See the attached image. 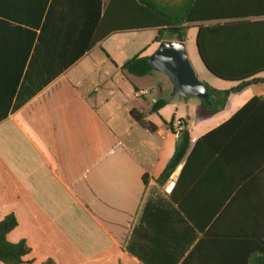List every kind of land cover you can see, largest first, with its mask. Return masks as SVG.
<instances>
[{
  "label": "crops",
  "instance_id": "obj_1",
  "mask_svg": "<svg viewBox=\"0 0 264 264\" xmlns=\"http://www.w3.org/2000/svg\"><path fill=\"white\" fill-rule=\"evenodd\" d=\"M107 2L0 0V221L10 214L17 218L8 240L27 241L32 251L24 264H143L127 249L141 206L148 196L168 198L185 164L159 193L156 180L177 141L172 121L189 124L192 168L210 156L198 179L206 190L216 184L225 193L230 178H247L264 166V82L231 94L216 115L196 97L158 98L134 83L143 105L129 103L119 73L127 77L126 61L156 50L157 30L100 34L86 8L100 6L101 18ZM252 27L237 34L243 38L239 49L245 59L264 65V23ZM190 30L197 35L196 27ZM146 33L150 39L138 42ZM257 78L264 79V71ZM222 83L207 85L230 90L238 84ZM158 86L168 88L167 82ZM142 90L148 94L137 96ZM158 99L170 101L151 113ZM254 99L260 100L250 105ZM132 110L145 113L156 133L140 127ZM231 119L220 134L201 140ZM197 242L179 264H215L211 244L193 250ZM230 261L225 257L221 264Z\"/></svg>",
  "mask_w": 264,
  "mask_h": 264
},
{
  "label": "trees",
  "instance_id": "obj_2",
  "mask_svg": "<svg viewBox=\"0 0 264 264\" xmlns=\"http://www.w3.org/2000/svg\"><path fill=\"white\" fill-rule=\"evenodd\" d=\"M172 1L108 0L101 18L100 6L87 7L86 15L94 21L97 32H102L104 36L130 29H156L154 43L157 44L165 40L185 43L187 31L190 27H196V46L206 69L222 81L238 83L230 90H216L203 83L208 88L210 102H201L214 115L224 109L231 94L264 82L263 78H257L264 71V65L249 56L245 59L239 49L243 38L237 35L240 30L249 31L254 28L252 26L264 23V20H249L264 18V0H183L179 5L172 4ZM177 7H181L180 10L174 9ZM228 32L235 33L228 36ZM80 55H73L72 62ZM148 57L135 55L126 61L123 70L134 77H146L154 71ZM259 100H252L250 105ZM169 101L156 100L150 112L158 113ZM131 116L140 127L151 134L156 133L157 127L146 120L145 113L132 110ZM182 121L184 124L176 141L175 152L156 180L159 189H162L185 162L177 189L168 198L160 195L145 198L127 246L128 251L143 264H179L197 241L193 250L208 241L215 264H221L225 257L231 259V264H264V166L247 178H230L225 193L218 190L221 188L216 184L211 190H206L198 179L210 156L205 155L199 167H191L189 124L186 120ZM233 122L235 119L201 140L220 134L225 126ZM173 123H170V128L174 133ZM222 138L216 140L217 148ZM257 141L252 143L260 146L262 142ZM204 163L205 166L199 169ZM148 178L146 174L144 182L147 183ZM17 226L18 220L14 214L0 221V262L3 264H24L32 251L24 239L16 243L8 240V235ZM43 264L55 263L47 260Z\"/></svg>",
  "mask_w": 264,
  "mask_h": 264
},
{
  "label": "water",
  "instance_id": "obj_3",
  "mask_svg": "<svg viewBox=\"0 0 264 264\" xmlns=\"http://www.w3.org/2000/svg\"><path fill=\"white\" fill-rule=\"evenodd\" d=\"M198 56L203 64L199 53ZM148 62L154 71L169 79L172 85L170 95L172 99L196 97L206 103L210 102L208 88L198 79L190 63L184 42L173 40L160 42L156 50L148 57ZM203 66L206 69L204 64Z\"/></svg>",
  "mask_w": 264,
  "mask_h": 264
},
{
  "label": "rangeland",
  "instance_id": "obj_4",
  "mask_svg": "<svg viewBox=\"0 0 264 264\" xmlns=\"http://www.w3.org/2000/svg\"><path fill=\"white\" fill-rule=\"evenodd\" d=\"M182 1L183 0H173L172 4H175V5L178 4L179 5ZM180 8L181 7H177L174 9L176 11H178V10H180ZM150 37H151V33H146L143 37L138 38L137 40H138V42L143 43V42L147 41L148 39H150ZM121 40L127 41L124 37ZM137 40H135V41H137ZM185 44H186V49H187V53H188L190 63L192 65L198 79L202 83H205V84H207V83L211 84V83L216 82V84L218 83L217 85L223 87L224 86L223 85L224 83H222L223 81L214 77L209 71L203 69V66L197 57L196 32L194 30L188 31ZM148 53H150V50L148 51ZM152 74L153 75L148 77V78H138V77H133L131 75H127V77H125L121 73H119L120 85H121V88L124 89L125 95L128 96L127 100L129 101V103H131L133 105H137V104L143 105V104H141V103H143L142 99L135 97V86L134 85H136V86L139 85V87H141V88L142 87L149 88L152 91V93L155 94V96L158 98L170 97L172 87H171V83H170L169 79L165 75H163L157 71H153ZM166 82L168 84V88L166 89L163 87V90H160L158 83H166ZM132 83H134V85ZM147 99L149 101H151V96L149 95L147 97ZM155 119H158V118L156 117ZM158 191H159V193H161L162 189H158ZM0 264H3V263L0 262ZM35 264H39V263H35Z\"/></svg>",
  "mask_w": 264,
  "mask_h": 264
},
{
  "label": "built area",
  "instance_id": "obj_5",
  "mask_svg": "<svg viewBox=\"0 0 264 264\" xmlns=\"http://www.w3.org/2000/svg\"><path fill=\"white\" fill-rule=\"evenodd\" d=\"M148 94V91L147 90H142L141 92L137 93L136 95L137 96H141V95H146ZM183 121L178 119L176 120L174 123H173V126H174V135L176 136V138H178L179 136V133H180V130L182 129L183 127ZM173 187H174V184L171 183L167 188H166V193H171V191L173 190Z\"/></svg>",
  "mask_w": 264,
  "mask_h": 264
}]
</instances>
